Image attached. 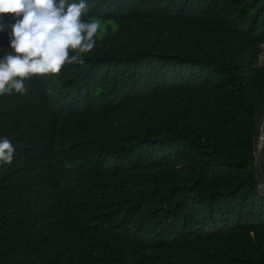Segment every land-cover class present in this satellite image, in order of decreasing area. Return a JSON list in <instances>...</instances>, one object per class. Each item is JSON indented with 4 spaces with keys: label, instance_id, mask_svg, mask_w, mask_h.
Here are the masks:
<instances>
[{
    "label": "trees",
    "instance_id": "obj_1",
    "mask_svg": "<svg viewBox=\"0 0 264 264\" xmlns=\"http://www.w3.org/2000/svg\"><path fill=\"white\" fill-rule=\"evenodd\" d=\"M87 3L85 62L0 96V264H264V0Z\"/></svg>",
    "mask_w": 264,
    "mask_h": 264
},
{
    "label": "clouds",
    "instance_id": "obj_2",
    "mask_svg": "<svg viewBox=\"0 0 264 264\" xmlns=\"http://www.w3.org/2000/svg\"><path fill=\"white\" fill-rule=\"evenodd\" d=\"M88 12L87 0H0V16L15 20L8 32L10 51L0 57V96L24 95L30 77L57 76L65 65L83 64L101 31L99 18L85 19ZM14 159L11 140L0 137V164Z\"/></svg>",
    "mask_w": 264,
    "mask_h": 264
},
{
    "label": "water",
    "instance_id": "obj_3",
    "mask_svg": "<svg viewBox=\"0 0 264 264\" xmlns=\"http://www.w3.org/2000/svg\"><path fill=\"white\" fill-rule=\"evenodd\" d=\"M264 103L254 116L253 146H254V165H255V185L257 194L264 199V171L262 169V158L264 151Z\"/></svg>",
    "mask_w": 264,
    "mask_h": 264
},
{
    "label": "rangeland",
    "instance_id": "obj_4",
    "mask_svg": "<svg viewBox=\"0 0 264 264\" xmlns=\"http://www.w3.org/2000/svg\"><path fill=\"white\" fill-rule=\"evenodd\" d=\"M264 59V55H263V57H262V60ZM263 126H264V120H263Z\"/></svg>",
    "mask_w": 264,
    "mask_h": 264
},
{
    "label": "snow or ice",
    "instance_id": "obj_5",
    "mask_svg": "<svg viewBox=\"0 0 264 264\" xmlns=\"http://www.w3.org/2000/svg\"><path fill=\"white\" fill-rule=\"evenodd\" d=\"M262 132H264V129H262Z\"/></svg>",
    "mask_w": 264,
    "mask_h": 264
}]
</instances>
